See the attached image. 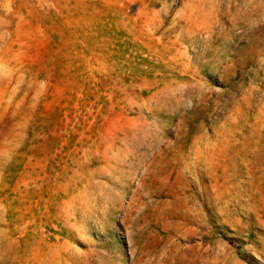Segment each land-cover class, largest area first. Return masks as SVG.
I'll return each instance as SVG.
<instances>
[{"label": "rangeland", "instance_id": "1", "mask_svg": "<svg viewBox=\"0 0 264 264\" xmlns=\"http://www.w3.org/2000/svg\"><path fill=\"white\" fill-rule=\"evenodd\" d=\"M0 264H264V0H0Z\"/></svg>", "mask_w": 264, "mask_h": 264}, {"label": "bare ground", "instance_id": "2", "mask_svg": "<svg viewBox=\"0 0 264 264\" xmlns=\"http://www.w3.org/2000/svg\"><path fill=\"white\" fill-rule=\"evenodd\" d=\"M212 1V0H211ZM202 4V3H201ZM233 4V3H232ZM212 5V4H211ZM143 6V5H142ZM141 6V7H142ZM114 13L116 14V16H125V14L124 13H121L120 11H117V10H114ZM206 13V12H205Z\"/></svg>", "mask_w": 264, "mask_h": 264}]
</instances>
